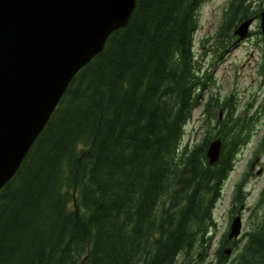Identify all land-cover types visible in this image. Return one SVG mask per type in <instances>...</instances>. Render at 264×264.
Returning <instances> with one entry per match:
<instances>
[{"label": "trees", "instance_id": "obj_1", "mask_svg": "<svg viewBox=\"0 0 264 264\" xmlns=\"http://www.w3.org/2000/svg\"><path fill=\"white\" fill-rule=\"evenodd\" d=\"M203 1L137 0L128 25L76 75L0 191V264H209L199 251L210 247L215 207L252 127L246 117L227 122L213 164L210 133L183 144L209 79L193 48ZM235 2L224 26L259 17ZM224 236L217 264L228 260ZM232 264H264L259 213Z\"/></svg>", "mask_w": 264, "mask_h": 264}, {"label": "water", "instance_id": "obj_2", "mask_svg": "<svg viewBox=\"0 0 264 264\" xmlns=\"http://www.w3.org/2000/svg\"><path fill=\"white\" fill-rule=\"evenodd\" d=\"M136 4L0 0V191L17 174L76 75L105 49L115 31L128 25ZM253 22L244 21L235 33L246 37ZM222 146L220 139L210 142L211 164L219 161ZM241 230L238 215L229 240Z\"/></svg>", "mask_w": 264, "mask_h": 264}, {"label": "rangeland", "instance_id": "obj_3", "mask_svg": "<svg viewBox=\"0 0 264 264\" xmlns=\"http://www.w3.org/2000/svg\"><path fill=\"white\" fill-rule=\"evenodd\" d=\"M231 1L204 0L200 6L193 48L200 72H205L209 79L204 90V102L192 111L183 138L184 145L193 147L203 142L210 133V142L220 139L224 146L225 135L229 133L226 132L227 122L237 127L245 122L246 117L252 127L251 139L239 149L234 168L223 185L215 207L213 217L216 226L212 229L210 247L206 254V249L199 251L204 252L201 257L209 264H217L221 241L224 235L228 237L230 234L231 225L238 215L242 219L241 234L225 246L224 253L228 260L224 264H232L240 252L245 243V234L251 230L257 214L264 218V204L260 207L264 189V146L261 148L259 145L264 136V32L261 30L264 0H243L246 9L251 13L257 11L259 16L245 38L235 33L242 21L234 20L238 25L230 28L228 24L223 25ZM237 9L235 5L230 17H234ZM207 100L214 102V110L210 113L206 111ZM222 129L225 132H217ZM256 157L259 160L256 169L251 172V164ZM261 168L263 173L258 174ZM240 182H243L240 198L234 202L235 192H238L236 187ZM242 208L244 210L239 213ZM227 250L231 251L230 254Z\"/></svg>", "mask_w": 264, "mask_h": 264}, {"label": "flooded vegetation", "instance_id": "obj_4", "mask_svg": "<svg viewBox=\"0 0 264 264\" xmlns=\"http://www.w3.org/2000/svg\"><path fill=\"white\" fill-rule=\"evenodd\" d=\"M256 166H257V165H256ZM252 167H253V165H251V169H250L251 172H252V170L256 169V167H255L254 169H253ZM261 169L263 170V168H261ZM243 210H244V208L240 209L238 212H239V213H242ZM239 213H238V214H239Z\"/></svg>", "mask_w": 264, "mask_h": 264}, {"label": "bare ground", "instance_id": "obj_5", "mask_svg": "<svg viewBox=\"0 0 264 264\" xmlns=\"http://www.w3.org/2000/svg\"><path fill=\"white\" fill-rule=\"evenodd\" d=\"M136 7H137V6H136ZM184 146H185V145H184ZM187 146H188V145H187ZM187 146H186V147H187ZM205 156H206V154H205ZM219 160H220V159H219ZM3 192H4V191H3ZM53 258H54V257H53ZM180 261H181V260H180ZM28 263H29V262H28Z\"/></svg>", "mask_w": 264, "mask_h": 264}]
</instances>
